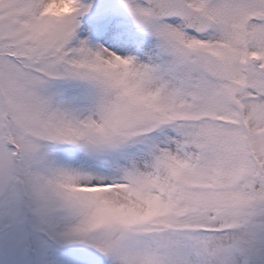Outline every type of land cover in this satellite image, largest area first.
<instances>
[{"label":"snow or ice","instance_id":"obj_1","mask_svg":"<svg viewBox=\"0 0 264 264\" xmlns=\"http://www.w3.org/2000/svg\"><path fill=\"white\" fill-rule=\"evenodd\" d=\"M0 264H264V0H0Z\"/></svg>","mask_w":264,"mask_h":264}]
</instances>
